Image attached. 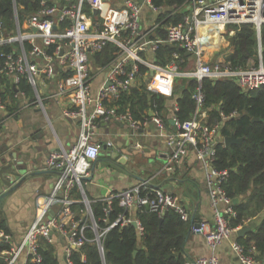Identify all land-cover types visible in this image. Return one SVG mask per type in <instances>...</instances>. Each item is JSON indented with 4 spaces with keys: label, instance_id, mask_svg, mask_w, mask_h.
<instances>
[{
    "label": "built area",
    "instance_id": "1",
    "mask_svg": "<svg viewBox=\"0 0 264 264\" xmlns=\"http://www.w3.org/2000/svg\"><path fill=\"white\" fill-rule=\"evenodd\" d=\"M37 4L33 13L19 21L22 5L17 6L13 1V26L8 29L0 22V79L6 81L5 84L0 82V112L13 116L14 112L8 109L16 100H20L19 106L34 107L42 112L46 99L61 101L62 115L77 122L78 135L68 150L60 149L48 155L45 166L56 172V180L51 192L34 197V218L21 241L13 245L11 236L0 231V264H17L19 260L20 264L39 263L40 239L61 244L64 264H73L72 253L89 241L85 235L87 229L94 233L91 241L102 256L101 242L113 227L132 226L134 222L138 234H142L139 220L131 215L134 206L138 210L147 206V210L159 218L171 210L182 222L190 223V213L179 198L154 187L150 179L96 200L86 199L80 184L100 155L101 144L96 133L99 124L125 123L134 131L148 119L134 120L128 110L121 111L115 105L120 94L127 92L137 80L140 65L151 74L146 87L153 93L171 90L178 79L197 82L192 95L194 112L182 122L175 116L171 118L175 132L167 131L155 111L149 116L172 148L158 174L171 171L174 162L190 148L194 150L208 169L206 182L214 221L212 224L191 223L189 232L202 236L210 249L236 234L243 225L232 227L229 224V218L235 217L236 212L232 199L221 185L227 171L212 166L216 145L220 142L216 138L221 123L207 124L205 112L201 110L204 96L200 83L203 79H229L243 92L257 90L264 85V66L261 60L248 68L208 63L203 57L202 42L204 36L211 33L218 40L221 32L227 33L228 25L251 24L259 36L264 25V0H185L168 7L156 5L153 0H37ZM234 33L235 30H231L228 35ZM108 44L115 48L113 58L103 66L93 67L90 58ZM164 44L189 54L192 65L179 68L183 60L176 52L166 64H157L154 55ZM103 70L105 78L92 95L93 73ZM22 84L31 88V95H27ZM234 116L232 112L222 118ZM2 122L1 118L0 125ZM141 192L145 194L140 195ZM115 201L121 211L100 232L91 204H100L107 214L113 210ZM80 205L85 207V213L78 217L76 207ZM220 205L222 209L218 208ZM250 220L247 218L244 224ZM232 249L241 264L257 263L254 245L245 248L233 242ZM81 258L84 259L83 254ZM187 264H219V261L211 254ZM261 264H264V255Z\"/></svg>",
    "mask_w": 264,
    "mask_h": 264
},
{
    "label": "trees",
    "instance_id": "2",
    "mask_svg": "<svg viewBox=\"0 0 264 264\" xmlns=\"http://www.w3.org/2000/svg\"><path fill=\"white\" fill-rule=\"evenodd\" d=\"M13 1L17 6L22 5L18 15L19 21L38 7L37 0H0V22L8 29L13 26ZM184 1L153 0V3L168 7ZM178 18L179 15L176 16L175 21ZM231 30H235V33L229 36L228 32ZM226 31L227 34L222 37V44L218 50H204L203 57L206 62H217L233 68H248L256 66L261 60L264 66V25L261 26L259 34L260 50L253 25H228ZM215 40L216 38L212 42L215 43ZM206 43L205 35L202 44ZM114 50L115 48L108 44L101 52L92 56L94 63L97 66L105 65L113 58ZM173 52L178 53L183 60L179 68L186 67L189 57L183 50L169 44L159 46L154 55V61L164 65ZM139 73L137 80L127 92L120 94L115 105L121 111L128 110L134 120L142 122L148 118L149 110L155 111L160 117L166 110L165 103L168 98L145 88L149 77L141 65ZM0 82L5 84L6 81L0 79ZM197 87V82L193 79H179L174 87L176 109L173 114L180 122L189 119L194 112L195 103L192 95ZM200 90L204 96L201 110L207 114L208 125L223 121L222 115L228 116L232 112L235 113L234 117L223 121L220 135L222 137L233 135L240 138L241 143L232 144L227 148L218 143L212 166L217 170L227 171V176L221 184L222 188L231 199L239 198L237 203H233L236 216L229 218L230 226L245 225L244 221L247 218H251L264 207V85L257 90L243 92L235 82L229 79H203ZM143 194L145 193H140V195ZM91 209L100 232L121 211L116 201L113 203V210L107 214L97 203L91 204ZM136 217L142 227V234L139 235L137 229L131 225L113 227L105 233L101 242L102 256L98 253L96 244L91 241L94 233L87 229L85 235L89 241L72 253L73 264H187L184 245L189 231V222H182L171 210L165 212L161 221L155 213L144 208L136 212ZM0 231L9 233L1 210ZM239 240L242 239L238 238ZM38 244L41 260L39 263L28 262V264H59L54 244L44 239H40ZM240 244L245 248L254 245L257 250L255 256L258 255L257 258L261 260L264 255V216L255 223L252 230L246 233L245 240ZM5 248L9 247L5 246Z\"/></svg>",
    "mask_w": 264,
    "mask_h": 264
},
{
    "label": "crops",
    "instance_id": "3",
    "mask_svg": "<svg viewBox=\"0 0 264 264\" xmlns=\"http://www.w3.org/2000/svg\"><path fill=\"white\" fill-rule=\"evenodd\" d=\"M226 34V32H221L218 40L215 37V43L208 42L204 44V50H218L222 44V37ZM232 35L229 34V36ZM258 49L260 50L259 43ZM146 54L150 56L149 52ZM186 56L189 57H187V66H191L192 58L187 53ZM258 58L260 59V56ZM90 61L93 67L96 66L93 57L90 58ZM93 74L91 82L92 95L95 94L105 78L106 72L103 70L100 73L94 72ZM150 75L148 73V77ZM178 80L174 82L171 90L159 93L168 98L165 103L166 110L161 113L162 118L161 116L160 118L166 123L164 124L167 131L172 133L175 130H173V126L170 125L169 121L174 117L173 112L176 102L173 90ZM22 87H24L27 95H31L30 87L23 84ZM19 104L20 100H16L9 107L8 110L14 112L13 116L8 117V115L0 112V119L2 118L3 121L0 125V157L4 158L9 154H15L17 164L25 167L26 172L34 173L7 196L0 207L13 245H17L21 241L34 218V197L37 194L45 195L51 192L56 180V172L46 169L45 166L48 155L56 150H68L78 135L77 122L63 117L62 110L64 106L61 101L57 103L54 99H46L44 101V112L34 107H22ZM150 111H148V119L140 125L138 130H130L125 123L99 124L96 133L101 144L100 152L107 150V146H109L118 156L111 159L109 156L99 155L98 159L93 162L87 176L92 175V179L87 180L85 179L87 177H85L80 180L84 196L88 200H96L106 197L110 193H120L131 189L140 181L150 179V183L154 187L173 193L184 204L190 213L189 226L191 223L199 221L212 224L214 221V208L208 196L206 182L208 169L205 162L198 159L195 151L190 148L185 155L173 163L171 171L158 174L172 148L167 144L166 139L160 134L155 124L150 121L149 116L153 112ZM205 115H207L206 112ZM222 120L225 121L223 118ZM223 121L220 122L221 127ZM222 138L219 134L216 139L224 146ZM119 157L126 160V166L117 163ZM7 162L6 159L4 165ZM40 168H44L48 172L46 174L35 173ZM238 201L239 198H237ZM218 208L222 209V206L220 205ZM137 211L138 209L134 206L131 215L136 217ZM76 213L78 217H81L85 213V207L83 205L77 206ZM262 216H264V209L258 211L251 217L252 220L243 225V227L249 228L243 235L232 234L213 249L209 248L202 236L194 235L188 231L184 245L186 261L189 262L214 254L219 264H241L233 252L232 243H242L245 240L246 233L253 229L255 223H258ZM238 238L242 240L238 241ZM55 246L59 264H64L61 252L62 245L57 243ZM257 257H254L256 264H261L262 258L260 260ZM17 264H20V260Z\"/></svg>",
    "mask_w": 264,
    "mask_h": 264
},
{
    "label": "water",
    "instance_id": "4",
    "mask_svg": "<svg viewBox=\"0 0 264 264\" xmlns=\"http://www.w3.org/2000/svg\"><path fill=\"white\" fill-rule=\"evenodd\" d=\"M140 2L142 0H139ZM95 13V11H94ZM258 43L260 46V35L258 36ZM189 55V54H187ZM170 125L173 126V120L170 119L169 121ZM173 130L176 131V128L173 126ZM220 130L219 129V134H220ZM222 142L225 148H227L228 146L232 145V144H240L241 143V139L240 138H236L233 135H228V136H224L222 138ZM111 147H108L107 150L100 152V155L102 156H106V157H110L111 159H115L118 154L116 152H113V150H111ZM10 156V158H9ZM7 159V163L4 165V162ZM117 163H120L124 166H126V160L123 157H119L117 158ZM4 165V166H3ZM48 171L44 168H40L37 172V174H46ZM51 172V171H49ZM30 175H34V173L32 172H26L25 167H22L20 164H17V162L15 161V154H9L7 157L4 156L0 157V207L1 204L3 202V200L9 196L12 192H14L18 187H20V185L22 184V182ZM83 179V178H82ZM87 180H91L92 179V175H90L89 177L85 178ZM233 203L237 202V198H234L232 200ZM145 209L147 210V206L145 207ZM162 218H159V221H161ZM132 226L135 227V223H132ZM249 228L247 227H242L240 230H238L236 232V234L238 236L243 235V233L245 231H247ZM135 254V252H134Z\"/></svg>",
    "mask_w": 264,
    "mask_h": 264
},
{
    "label": "rangeland",
    "instance_id": "5",
    "mask_svg": "<svg viewBox=\"0 0 264 264\" xmlns=\"http://www.w3.org/2000/svg\"><path fill=\"white\" fill-rule=\"evenodd\" d=\"M206 37H207V43H208V42L213 43L212 40H214V39H212V38H215V35H214V34H213V35H206ZM207 43H206V44H207ZM175 81H177V80H175Z\"/></svg>",
    "mask_w": 264,
    "mask_h": 264
},
{
    "label": "bare ground",
    "instance_id": "6",
    "mask_svg": "<svg viewBox=\"0 0 264 264\" xmlns=\"http://www.w3.org/2000/svg\"><path fill=\"white\" fill-rule=\"evenodd\" d=\"M209 35H213V33H211V34H209ZM215 35V34H214ZM215 37H216V35H215ZM202 45H204V44H202Z\"/></svg>",
    "mask_w": 264,
    "mask_h": 264
}]
</instances>
